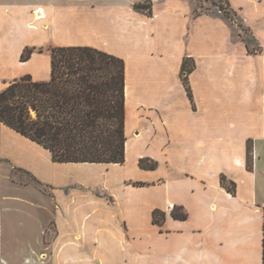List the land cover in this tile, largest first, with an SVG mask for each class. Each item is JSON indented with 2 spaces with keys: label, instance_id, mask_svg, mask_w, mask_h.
I'll return each instance as SVG.
<instances>
[{
  "label": "crops",
  "instance_id": "0c3cea01",
  "mask_svg": "<svg viewBox=\"0 0 264 264\" xmlns=\"http://www.w3.org/2000/svg\"><path fill=\"white\" fill-rule=\"evenodd\" d=\"M145 1L0 0V91L26 75L50 80L58 47H92L126 64L123 164L55 162L0 122V171L7 161L35 180L12 185L39 187L43 196L42 204L28 196L24 207L5 206L0 178V264L3 213L18 208L29 209L35 222L25 264H264L257 190L264 0H246L244 8L229 0L259 41L258 55L235 41L220 17H194L188 0H151L152 14L134 10ZM27 48L34 52L23 61ZM185 58L193 60L194 103L181 75ZM142 159L157 166L142 168ZM223 176L236 183L235 194ZM175 207L188 218H174ZM156 210L166 213L162 224Z\"/></svg>",
  "mask_w": 264,
  "mask_h": 264
},
{
  "label": "trees",
  "instance_id": "16d2710c",
  "mask_svg": "<svg viewBox=\"0 0 264 264\" xmlns=\"http://www.w3.org/2000/svg\"><path fill=\"white\" fill-rule=\"evenodd\" d=\"M152 5L151 0L136 3L134 10L152 14ZM228 5L232 7L229 0ZM224 12L228 19H232L231 14L237 16L234 9L227 11L224 8ZM239 28L243 32L239 37L246 44L248 53H262L252 29L243 23ZM33 52L27 48L22 60L30 59ZM51 53L50 80L35 81L26 75L0 91V122L49 150L55 162L123 164L126 145L125 61L87 46L58 47ZM193 67V60L185 58L181 75L192 101L188 75ZM250 154L249 143L247 168L253 170ZM140 165L142 168L157 166L147 159H142ZM221 182L229 192L236 193V183L229 182L225 176ZM180 209L182 207H175L172 216L185 220L187 215ZM154 221L162 224L165 213L156 210Z\"/></svg>",
  "mask_w": 264,
  "mask_h": 264
},
{
  "label": "rangeland",
  "instance_id": "374dc122",
  "mask_svg": "<svg viewBox=\"0 0 264 264\" xmlns=\"http://www.w3.org/2000/svg\"><path fill=\"white\" fill-rule=\"evenodd\" d=\"M17 2H25L28 3L29 0H16ZM191 3L193 14H207L210 16H220V18L224 21L226 27L233 32V39L236 41L240 39L239 34L243 35V32L239 28V25L243 23V25H247L245 21L241 18L238 12L237 16L234 14L229 15L232 19H228L227 15L224 12V8L227 11H231L233 8L228 5V0H188ZM240 3L238 5L239 8L246 7V0H239ZM235 2V1H233ZM222 9V11L220 10ZM246 9V8H245ZM245 12V10H244ZM246 45V44H245ZM194 103V100H193ZM251 145V157L254 147V140L250 139L247 143V153H248V145ZM260 145H263L262 156H261V164L259 168V177H258V197L259 202H264V140L259 142ZM248 159V158H247ZM253 159V158H252ZM2 162V169L0 171V178L2 184V193H3V203L4 205H16L19 207H24L29 202L42 204L43 196L41 189L39 187H26L23 185H12L11 179L13 182L19 183H33L35 184V180L25 172H21L19 170H12L11 165L7 161ZM9 194H13L16 198L15 200H6ZM28 196L30 199L28 200ZM28 200V201H26ZM25 208H18L17 210L4 212L3 213V234H4V258L1 261V264H7V261L10 259L9 264H25V257L29 250L28 239L33 235V226L35 225L33 220V213ZM174 210V209H173ZM172 210V211H173ZM186 215L187 213L184 211V208L180 209ZM163 212V211H161ZM165 213V212H163ZM172 215V212H171ZM188 218V215H187ZM186 218V219H187ZM166 219V213H165ZM185 219V220H186ZM180 220V219H179ZM39 230V229H38ZM11 240L14 245L10 247L7 245V242ZM8 248L12 250H8ZM12 255V257H10Z\"/></svg>",
  "mask_w": 264,
  "mask_h": 264
},
{
  "label": "bare ground",
  "instance_id": "6f19581e",
  "mask_svg": "<svg viewBox=\"0 0 264 264\" xmlns=\"http://www.w3.org/2000/svg\"><path fill=\"white\" fill-rule=\"evenodd\" d=\"M38 12H40V11H38Z\"/></svg>",
  "mask_w": 264,
  "mask_h": 264
}]
</instances>
